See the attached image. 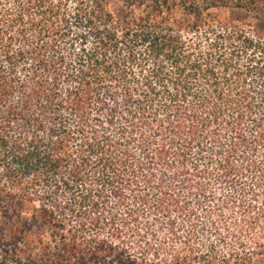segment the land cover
Listing matches in <instances>:
<instances>
[{
    "label": "trees",
    "instance_id": "trees-1",
    "mask_svg": "<svg viewBox=\"0 0 264 264\" xmlns=\"http://www.w3.org/2000/svg\"><path fill=\"white\" fill-rule=\"evenodd\" d=\"M3 1L0 264L264 258V0Z\"/></svg>",
    "mask_w": 264,
    "mask_h": 264
},
{
    "label": "rangeland",
    "instance_id": "rangeland-1",
    "mask_svg": "<svg viewBox=\"0 0 264 264\" xmlns=\"http://www.w3.org/2000/svg\"><path fill=\"white\" fill-rule=\"evenodd\" d=\"M54 1H58V0H54ZM99 1L104 5V0H99ZM106 1H107L108 6H109V8H110L111 11L114 12V11H116V9H119V11L123 15H125L127 13V11L122 7V6H124L123 5L124 0H106ZM3 3H4V1L3 0H0V4H3ZM206 3H208V2H206ZM142 10L143 9H139V10H137V12L140 14V13H142ZM68 11H69V9H68ZM226 16H227V10H225V9H220V10L210 9V10H208L206 12V17L205 18H206V20H207L208 23L215 24V23H217L219 21L224 20ZM240 16L243 17L242 14H240ZM241 19L243 20V18H241ZM253 23L255 24V22H253ZM181 37H184L186 39L187 38L189 39L190 35L188 33H186V32H183V34H182ZM18 46H19V43H17L14 46V50L17 49ZM137 74L139 75V78H142L144 76L143 74L138 73V72H137ZM135 153H136V156L137 157L138 156H141V154H142L140 151H137V152L135 151ZM220 197H222V196H220ZM158 224L157 225H156V223L154 224L153 233L156 234V236L151 238L152 239V242H154L155 239H159L160 240L161 237H162V235H163V230L161 229V224H159V225ZM186 225H189V223H186ZM188 231L189 230L187 228L186 229H183V233L182 234L184 236H186V234L188 233ZM103 234H104V231H103ZM187 245L188 244H186V245L185 244H181L180 242L170 243L168 245V248H167L168 249V252L165 251V250L160 249L161 250V257L162 258H165L166 253H170L172 250H176L177 251L178 249H180V250L181 249H184L185 251H182L181 250L182 252H180V253L182 254V257L185 259L186 256L188 255L186 253L187 252ZM217 252H222V250H220V249L217 248ZM210 255H213V253L211 251L209 252V256ZM167 256H168V254H167ZM209 256L208 255H203L202 258H201L200 264H211V263H214V264H223L221 261L215 262L216 260H214V258H212V259L209 258ZM149 257L152 258L151 255ZM161 264H163V263H161ZM168 264H170V263H168ZM253 264H264V258L263 259H258L256 261H254Z\"/></svg>",
    "mask_w": 264,
    "mask_h": 264
}]
</instances>
